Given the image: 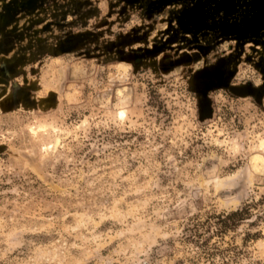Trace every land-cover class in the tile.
<instances>
[{
  "label": "rangeland",
  "instance_id": "obj_1",
  "mask_svg": "<svg viewBox=\"0 0 264 264\" xmlns=\"http://www.w3.org/2000/svg\"><path fill=\"white\" fill-rule=\"evenodd\" d=\"M0 264H264V0H0Z\"/></svg>",
  "mask_w": 264,
  "mask_h": 264
},
{
  "label": "trees",
  "instance_id": "obj_2",
  "mask_svg": "<svg viewBox=\"0 0 264 264\" xmlns=\"http://www.w3.org/2000/svg\"><path fill=\"white\" fill-rule=\"evenodd\" d=\"M240 215L238 212L234 213L233 216H238Z\"/></svg>",
  "mask_w": 264,
  "mask_h": 264
},
{
  "label": "bare ground",
  "instance_id": "obj_3",
  "mask_svg": "<svg viewBox=\"0 0 264 264\" xmlns=\"http://www.w3.org/2000/svg\"><path fill=\"white\" fill-rule=\"evenodd\" d=\"M121 115L123 114V112L120 113ZM217 184V183H216Z\"/></svg>",
  "mask_w": 264,
  "mask_h": 264
}]
</instances>
